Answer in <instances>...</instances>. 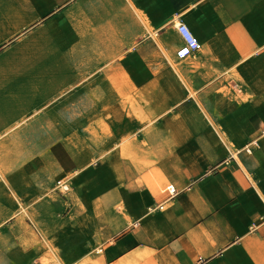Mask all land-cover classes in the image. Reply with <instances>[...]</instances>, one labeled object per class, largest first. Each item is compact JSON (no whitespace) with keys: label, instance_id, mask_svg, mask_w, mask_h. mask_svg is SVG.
<instances>
[{"label":"crops","instance_id":"obj_1","mask_svg":"<svg viewBox=\"0 0 264 264\" xmlns=\"http://www.w3.org/2000/svg\"><path fill=\"white\" fill-rule=\"evenodd\" d=\"M0 264H264V0H0Z\"/></svg>","mask_w":264,"mask_h":264},{"label":"built area","instance_id":"obj_2","mask_svg":"<svg viewBox=\"0 0 264 264\" xmlns=\"http://www.w3.org/2000/svg\"><path fill=\"white\" fill-rule=\"evenodd\" d=\"M176 27L177 32L182 39V44L176 50V57L178 59H184L190 56L194 51L198 50L200 48V43L185 24L178 23ZM57 184L64 191L68 189L67 184L62 181H58Z\"/></svg>","mask_w":264,"mask_h":264},{"label":"rangeland","instance_id":"obj_3","mask_svg":"<svg viewBox=\"0 0 264 264\" xmlns=\"http://www.w3.org/2000/svg\"><path fill=\"white\" fill-rule=\"evenodd\" d=\"M179 48V47H178ZM177 48V49H178ZM176 49V50H177ZM162 52L164 53V49L162 48ZM175 53H176V51H175ZM176 55V54H175ZM186 59V58H185ZM172 64L173 65H178V64H176L175 62H173V60H172ZM156 66H158V67H160V65L159 64H157ZM161 66L163 67V66H165V64H164V61H163V63L161 64ZM169 66V65H168ZM133 99H132V96H131V110L132 111H137L138 109H137V107H133V104H135L136 105V102H134V101H132ZM146 115V114H145ZM146 116H148V115H146ZM98 128H99V130H100V132L102 133V134H105V133H107V132H109L110 131V127H109V125L107 124V123H102V124H99L98 125ZM92 134L93 135H96L97 133L92 129ZM56 183V182H55ZM55 188H56V191H59L58 190V188L55 186Z\"/></svg>","mask_w":264,"mask_h":264},{"label":"bare ground","instance_id":"obj_4","mask_svg":"<svg viewBox=\"0 0 264 264\" xmlns=\"http://www.w3.org/2000/svg\"><path fill=\"white\" fill-rule=\"evenodd\" d=\"M178 25V24H177Z\"/></svg>","mask_w":264,"mask_h":264}]
</instances>
